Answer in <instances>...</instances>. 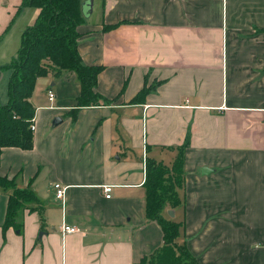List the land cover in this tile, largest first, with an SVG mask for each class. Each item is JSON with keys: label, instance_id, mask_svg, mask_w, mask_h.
<instances>
[{"label": "crops", "instance_id": "crops-1", "mask_svg": "<svg viewBox=\"0 0 264 264\" xmlns=\"http://www.w3.org/2000/svg\"><path fill=\"white\" fill-rule=\"evenodd\" d=\"M22 2L0 0V66L39 13ZM81 11L78 51L103 66L95 91L108 102L77 108L73 72L37 78L33 145L3 147L0 175L40 207L3 226L0 187V264H139L162 242L144 216L142 160L169 165L186 138L179 201L162 210L180 222L176 241L197 264H264V0H81Z\"/></svg>", "mask_w": 264, "mask_h": 264}, {"label": "trees", "instance_id": "trees-1", "mask_svg": "<svg viewBox=\"0 0 264 264\" xmlns=\"http://www.w3.org/2000/svg\"><path fill=\"white\" fill-rule=\"evenodd\" d=\"M22 6L37 8L39 13L34 23L23 30L14 58L0 66V70L10 71L7 102L0 103V154L5 146L29 149L33 145L30 123L35 107L30 97L38 77L73 72L80 85L77 108L108 102L95 91L103 66L83 64L78 51V28L84 22L81 0H23ZM144 92L140 89L132 101H143ZM186 139L169 165L151 157L144 159V216L159 225L162 242L143 255L139 264H197L185 244L176 241L180 222L162 214L166 204L179 201L176 188L182 182ZM0 187L8 194L3 226L20 229V212L31 204L39 208V200L29 185L18 186L14 178L6 175H0Z\"/></svg>", "mask_w": 264, "mask_h": 264}, {"label": "built area", "instance_id": "built-area-1", "mask_svg": "<svg viewBox=\"0 0 264 264\" xmlns=\"http://www.w3.org/2000/svg\"><path fill=\"white\" fill-rule=\"evenodd\" d=\"M55 98V94L53 91L49 90L48 91V99L50 101H53ZM30 127L31 129H33L34 127V122H33V119L30 123ZM143 164H144V159L142 160ZM53 188H54V193H55V196L57 199H59L62 203V205L65 204V193H66V185H62L61 183L59 182H55L53 184ZM102 188H103V193H104V196L105 197H108L109 196V191H110V188H111V185L109 184H103L102 185ZM61 233L62 234H66V233H70V232H75V231H78L79 228L75 225H70V224H66V223H62L61 224Z\"/></svg>", "mask_w": 264, "mask_h": 264}, {"label": "rangeland", "instance_id": "rangeland-1", "mask_svg": "<svg viewBox=\"0 0 264 264\" xmlns=\"http://www.w3.org/2000/svg\"><path fill=\"white\" fill-rule=\"evenodd\" d=\"M0 55H5V53L1 52ZM9 74H10L9 70H0V103L2 104L5 103L7 99L6 87H7V81H8ZM52 75L54 74L52 73ZM39 88L41 89V86L39 87L37 85L36 92H41L39 91L40 90ZM40 99H42V97H40Z\"/></svg>", "mask_w": 264, "mask_h": 264}, {"label": "water", "instance_id": "water-1", "mask_svg": "<svg viewBox=\"0 0 264 264\" xmlns=\"http://www.w3.org/2000/svg\"><path fill=\"white\" fill-rule=\"evenodd\" d=\"M60 121H61L60 117H55L54 120H53L54 123H58ZM200 170H201V173H202V172H204V170H206V167H201ZM167 212H168L169 215H172V211L168 210Z\"/></svg>", "mask_w": 264, "mask_h": 264}]
</instances>
